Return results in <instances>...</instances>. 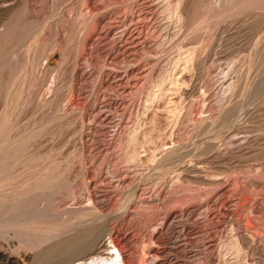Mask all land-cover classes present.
<instances>
[{"label":"rangeland","instance_id":"1","mask_svg":"<svg viewBox=\"0 0 264 264\" xmlns=\"http://www.w3.org/2000/svg\"><path fill=\"white\" fill-rule=\"evenodd\" d=\"M0 57V123L52 172L21 218L79 214L0 234L20 264L102 227L115 264H264V0H0Z\"/></svg>","mask_w":264,"mask_h":264},{"label":"bare ground","instance_id":"2","mask_svg":"<svg viewBox=\"0 0 264 264\" xmlns=\"http://www.w3.org/2000/svg\"><path fill=\"white\" fill-rule=\"evenodd\" d=\"M229 8V7H228ZM226 11V10H225ZM2 49V48H1ZM4 50V49H3ZM9 50V49H8ZM12 50V49H11ZM16 52V51H15ZM3 54V53H2ZM9 55V54H8ZM7 55V56H8ZM4 56V55H3ZM6 56V58H7ZM41 56V55H40ZM1 58V57H0ZM5 58V56L3 57V59ZM5 58V59H6ZM39 59V58H38ZM37 60V59H36ZM38 61V60H37ZM3 63V62H2ZM35 63V62H34ZM45 80V79H44ZM3 83V82H2ZM2 83L0 86H2ZM9 89V88H8ZM7 94V93H6ZM11 94V93H9ZM51 102V101H50ZM46 103V102H45ZM49 104V103H48ZM10 106V105H9ZM46 106V105H45ZM10 108V107H9ZM12 108V107H11ZM59 109V108H58ZM7 110V109H6ZM5 110V111H6ZM4 111V112H5ZM12 113V112H11ZM3 114V113H2ZM7 114H10V113H7ZM5 115V114H4ZM8 116V115H6ZM5 116V117H6ZM1 117V116H0ZM11 118V116H10ZM4 119V118H3ZM11 120V119H10ZM6 121V120H5ZM8 122H10L8 120ZM4 123V121H3ZM0 234H2L3 236L4 233H9V232H13L14 234H20L22 233L24 230V232H27L28 234L27 235H34L33 238H35V235L37 234L38 236V241L36 242H39L38 244H40L41 242H49L53 237H58L62 231L64 232L70 225H73L76 220H77V216H75V218H73L72 221H69V220H66L64 218H60L62 221L60 222V224L57 223V229H59V233L57 231H54L52 230L53 226L51 225V217L48 215V214H43L44 213V210H43V213H37L35 215H30V217L27 219H23L21 218L22 216H20V206L18 205L20 203V201L23 200V198H21L23 196V193L26 192L27 190V186H32L33 190L34 191H38V187H40L41 189V186L43 187V185L45 186L46 184H48L49 182H51L50 180V175L52 174V172L48 169V165L46 164L47 168L46 169H41V170H45L42 171V173H46V177H43L42 179H40L39 176H36L33 174L30 175H27L25 176L26 174V171H30L31 173H34L33 170L36 168L35 166L37 165L36 163H38V161L36 162L35 158L34 161L36 162H33L35 165L33 168L32 167V164L30 165V169L28 170L29 166H27L28 164L32 163L30 162V158H27L26 162H24V158L23 156L26 157V154H22V148L24 146L23 145H20L19 142L20 140L22 139L20 136L18 135H10L9 134V129L8 131L6 129H4L2 126V123H0ZM9 124V123H8ZM7 124V125H8ZM6 125V124H5ZM2 126V127H1ZM10 126V125H9ZM15 126V125H14ZM7 127V126H6ZM12 127H10V130H11ZM13 130V129H12ZM11 132V131H10ZM23 134V133H22ZM23 137V135H22ZM26 138V137H25ZM29 139V138H27ZM22 141V140H21ZM166 148V147H165ZM27 148H25L26 150ZM166 150V149H165ZM172 150V148H171ZM172 151H170L169 153H171ZM135 154V153H134ZM134 154L132 155L134 158L136 156H134ZM35 156V155H34ZM39 158V157H38ZM30 159V160H29ZM29 161V162H28ZM24 162V163H23ZM42 162V161H41ZM40 163V162H39ZM26 164V165H25ZM43 164V163H41ZM41 166V165H39ZM42 167V166H41ZM38 168V166H37ZM32 169V171H31ZM39 169V170H38ZM37 170L40 171V168H38ZM157 169V168H156ZM160 169V168H158ZM25 172V173H24ZM35 172L36 169H35ZM38 173V172H37ZM41 173V171L39 172ZM24 174V175H23ZM30 174V173H29ZM35 174V173H34ZM39 175V174H38ZM50 186V184H49ZM35 187V189H34ZM51 187L52 184H51ZM30 188V187H29ZM31 188V189H32ZM45 187H43L44 189ZM50 189V188H49ZM43 191V190H42ZM50 191V190H49ZM51 192L53 193L54 191L51 190ZM51 192L49 193V195L51 194ZM27 193H29V191H27ZM26 193V194H27ZM44 193V192H43ZM25 194V195H26ZM48 194V193H47ZM32 195V194H31ZM46 195V194H45ZM48 195V196H49ZM27 197H30V196H27ZM50 197V196H49ZM53 198V197H51ZM22 199V200H21ZM22 203V202H21ZM37 203H39L37 201ZM52 203V202H51ZM24 204V202H23ZM31 204V203H30ZM33 204V203H32ZM31 204V206H32ZM41 204V203H40ZM45 205V204H44ZM23 207V206H21ZM41 207V206H40ZM39 207V208H40ZM43 207V206H42ZM27 208V207H26ZM49 208V207H48ZM51 208V207H50ZM50 208L48 210H50ZM34 209H37V208H34ZM24 210V209H23ZM42 210V209H41ZM25 211V210H24ZM29 211V210H27ZM87 211V210H86ZM22 212V211H21ZM33 212V211H32ZM31 212V213H32ZM39 212V211H38ZM48 212V211H46ZM89 212V211H88ZM29 212V214H31ZM49 213V212H48ZM52 213V212H51ZM50 213V215H51ZM78 213V212H77ZM82 213V212H81ZM90 213V212H89ZM87 213V214H89ZM84 214V212L82 213ZM91 215H95V213L93 214V212L91 211L90 213ZM53 215V214H52ZM89 215V216H91ZM10 217L9 220L6 219V217ZM81 216V215H80ZM26 217H27V214H26ZM88 217V215H87ZM81 218V217H80ZM89 218V217H88ZM94 217H91L90 219H93ZM53 220V219H52ZM80 220V219H79ZM85 220V219H84ZM24 221H31V223H33L32 225H29V223L26 222L27 225H23V223H25ZM78 221V220H77ZM92 221V220H91ZM56 222V221H55ZM82 222V220H81ZM80 223V222H79ZM76 225V224H74ZM78 225V223H77ZM59 226L61 228H59ZM56 229V230H57ZM61 229V230H60ZM105 229L106 227H102L101 230L99 228L95 229L93 231V234L90 235V237L92 236L91 239H87V241H85L86 239L82 240L83 238L78 239L76 241H74L73 243L76 245V242H79L77 245V249L76 247L73 248V250H75L77 253L81 254L83 252V250L85 249H88L89 250V254L93 255L92 257H88L86 255L84 256H80L79 258H77L74 262H72L71 264H115V259H113V255L114 253H112V251H110V248H112V246L110 245H106V242H104L103 239H101V235H104L105 233ZM61 231V232H60ZM97 231H99L100 233H98ZM32 232V233H31ZM57 232V233H56ZM13 235V234H12ZM16 235V236H17ZM21 235V234H20ZM10 236V234L8 235ZM23 236V235H22ZM26 236V235H25ZM21 237V236H19ZM101 237V238H100ZM1 238V236H0ZM27 238V237H26ZM42 238V239H41ZM89 238V237H88ZM2 240L4 238H1ZM27 239H30V238H27ZM0 240V259L2 261H5L6 264H20L22 263L21 261L27 259V260H32L33 258H31L30 254H33V253H26V252H20L21 253H24V257L22 258V260L17 256L18 253L14 254V253H7L6 250L4 248H6L4 246V241ZM21 240V239H20ZM34 240V239H33ZM82 241H85L84 244H81L83 242ZM18 244H13V247L15 245H17V248L20 247V244H21V241H17ZM25 242V241H24ZM30 242V241H29ZM5 243H7L5 241ZM72 243V245H73ZM8 244V243H7ZM5 244V245H7ZM27 244H30V243H27ZM36 244V243H35ZM33 245V246H36V245ZM79 244L80 247H79ZM31 245V246H32ZM72 245L71 247H68V248H71V253L73 252L72 250ZM10 245H7V247H9ZM74 246V245H73ZM37 247V246H36ZM116 247V246H115ZM12 248V247H10ZM32 248V247H31ZM23 249V248H22ZM35 249V247H34ZM67 250V249H66ZM88 250H87V254H88ZM118 250V249H117ZM14 251V250H13ZM18 251V249H17ZM35 254L34 255V259H36L35 257H38L40 256L39 255V251L35 250ZM70 251V250H67V252ZM33 252V251H32ZM74 253V252H73ZM75 253V254H77ZM29 254V255H28ZM73 254H71L72 256ZM42 256V255H41ZM40 256V257H41ZM120 256V255H119ZM61 257V256H60ZM63 257V256H62ZM61 257V258H62ZM74 258V257H73ZM33 259V260H34ZM56 259V258H55ZM69 259V258H68ZM37 260V259H36ZM58 260V259H57ZM41 261V260H40ZM72 261V260H71ZM69 262V260H68ZM121 262V261H120ZM24 263V262H23ZM118 263V262H117ZM62 264V263H61ZM64 264V263H63ZM67 264V263H66ZM69 264V263H68ZM122 264V263H121Z\"/></svg>","mask_w":264,"mask_h":264}]
</instances>
